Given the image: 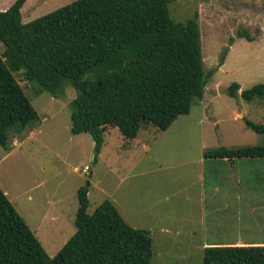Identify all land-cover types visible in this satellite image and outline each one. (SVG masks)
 Instances as JSON below:
<instances>
[{
	"label": "trees",
	"instance_id": "obj_1",
	"mask_svg": "<svg viewBox=\"0 0 264 264\" xmlns=\"http://www.w3.org/2000/svg\"><path fill=\"white\" fill-rule=\"evenodd\" d=\"M27 1L0 11V146L6 151L13 133L24 138L41 122L15 72L37 85V95L57 97L65 81L74 85L71 133L90 135L96 157L109 128L127 140L149 126L165 132L203 99L214 72L204 67L198 16L176 22L172 0H78L23 23ZM237 37L253 41L247 31ZM240 91L233 84L228 95ZM241 95L264 100V84ZM246 125L264 134V125ZM204 158L264 159V146L221 147ZM78 199L77 231L51 258L0 187V264H151L148 231L128 225L109 200L90 214L87 187ZM204 264H264V246L207 247Z\"/></svg>",
	"mask_w": 264,
	"mask_h": 264
},
{
	"label": "rangeland",
	"instance_id": "obj_2",
	"mask_svg": "<svg viewBox=\"0 0 264 264\" xmlns=\"http://www.w3.org/2000/svg\"><path fill=\"white\" fill-rule=\"evenodd\" d=\"M14 1L0 0V8H9ZM75 1L28 0L22 9L23 23ZM170 11L176 22L198 16L204 67L214 75L191 114L181 116L165 132L149 126L137 139L127 140L118 128H109L96 157L90 135L71 133V103L78 97L74 85L65 81L57 97L47 92L37 95L36 84L26 81L22 71L14 73L42 124L12 154L0 146V187L51 258L76 233L78 190L87 187L90 214L109 200L128 225L150 233L151 264H204V249L215 247L206 245L232 236L214 228L209 210L205 228L199 226L200 174L207 175L209 203L213 184L229 181L212 178L215 174L264 172V159L233 166L204 158L206 151L221 147L264 146V134L246 125V120L264 125V100L248 102L241 95L264 84V0H172ZM239 31H247L253 41L238 38ZM4 51L0 42V53ZM233 84L241 88L236 97L228 95ZM30 133L24 138L13 133L11 145ZM86 166L88 174L83 172ZM47 201L63 203L64 215L52 234L40 230L35 215L26 214L31 203L37 214L43 212Z\"/></svg>",
	"mask_w": 264,
	"mask_h": 264
},
{
	"label": "crops",
	"instance_id": "obj_3",
	"mask_svg": "<svg viewBox=\"0 0 264 264\" xmlns=\"http://www.w3.org/2000/svg\"><path fill=\"white\" fill-rule=\"evenodd\" d=\"M9 8L1 7L0 11H6ZM41 124L40 122L39 125ZM39 125L31 131L27 138L20 139L17 143H13L7 153L12 154L17 148L24 144L25 141L34 137ZM242 160L251 161L258 159H228L223 161H228L235 166L237 163H241ZM206 178V172L200 174V181L202 184L200 201L202 204L199 208L200 214L197 217L199 218L198 224L202 226L203 229L205 228L206 225H204V223L206 221L204 220L209 217L206 215V212L209 210L211 212L210 216H212L211 221L214 228H216L218 232L222 231V234L227 233L232 236L226 240L206 246H264V172H242L234 170L230 173L221 172L215 174L212 178L226 179L229 181L216 182L213 184L214 189L208 195L211 200L209 203H207L205 199L208 185ZM251 179H255L256 181ZM5 193L7 194V192ZM30 199L29 197L28 201L32 202ZM62 205L63 203L47 201V209L37 214L35 205L31 203V208L26 211V214L30 217L35 215L39 219L40 230H44L46 234H52L54 230L59 228V221H61L62 215H64ZM34 233L36 234L35 231ZM197 234V232H194V236ZM234 236L236 238H234Z\"/></svg>",
	"mask_w": 264,
	"mask_h": 264
},
{
	"label": "built area",
	"instance_id": "obj_4",
	"mask_svg": "<svg viewBox=\"0 0 264 264\" xmlns=\"http://www.w3.org/2000/svg\"><path fill=\"white\" fill-rule=\"evenodd\" d=\"M75 171L77 172L78 170L75 169ZM89 171H90V167H89V166H86V167L84 168V171H83V172L86 173V174H88Z\"/></svg>",
	"mask_w": 264,
	"mask_h": 264
}]
</instances>
